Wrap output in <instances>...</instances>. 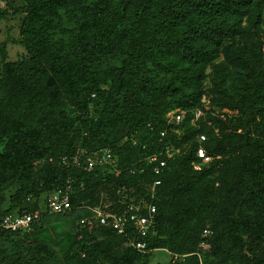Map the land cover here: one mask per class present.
Masks as SVG:
<instances>
[{"label":"rangeland","instance_id":"obj_1","mask_svg":"<svg viewBox=\"0 0 264 264\" xmlns=\"http://www.w3.org/2000/svg\"><path fill=\"white\" fill-rule=\"evenodd\" d=\"M192 1L139 13L131 0H0V182L15 181L0 206L23 207L16 196L34 159L109 145L115 177L80 201L153 203L160 248L141 257L107 227L54 215L0 239V264H261L264 235L243 229L258 218L247 183L264 184V0H200L199 10ZM93 37L102 42L89 58ZM77 68L84 100L69 86Z\"/></svg>","mask_w":264,"mask_h":264},{"label":"trees","instance_id":"obj_2","mask_svg":"<svg viewBox=\"0 0 264 264\" xmlns=\"http://www.w3.org/2000/svg\"><path fill=\"white\" fill-rule=\"evenodd\" d=\"M131 1L135 5V8L139 13H144L146 9L145 6L147 4L153 3V7L155 8L154 2H156L157 0H131ZM199 1L200 0L192 1L190 3V7L193 10H199L202 7ZM164 9L165 8L162 7L161 11H163ZM107 14H109V11L107 7L104 6V9L101 10L100 17L103 20V24L105 25V28H109V25L105 23V20L107 19L106 18ZM153 17L155 18L156 15H154ZM166 17L169 18L168 15H166ZM176 17H177V14L175 15L174 18ZM217 29L223 30L220 26H218ZM104 34H105L104 35L105 40L110 41L111 36L107 32H105ZM43 38L44 36L42 32L40 33L35 32L34 39L39 44L40 48L42 50H45L46 52V49H47L46 42H48V39L45 37V40H43ZM194 38L195 36H193L191 40L193 41ZM208 40L212 41L213 39L211 37L210 38L208 37ZM99 42H102L101 38L95 39V37H93V39H90L88 43L83 45L84 52L87 55H89L88 56L89 58L92 57L93 54L99 48L97 47ZM182 49L183 50L181 53L183 54L184 61L186 63L192 62L196 64L198 61V56L195 53L193 54L189 53L190 51H186L185 48H182ZM54 56H55L54 54L51 55L52 58H54ZM85 62L86 61L84 59H81L78 63V66L80 65L85 70V65H84ZM82 76H83V73L81 72L79 68H77L74 75L70 77L69 79V86L71 87L73 92L79 95V98L81 100H84L86 96V93H85L86 91H85L83 83H81ZM24 136H25L24 139L17 140V147L19 148L21 154L24 157H27L29 153L27 145L30 142L29 134L26 133ZM103 148H109L114 152V149L108 145V146L101 147L99 149L77 148L71 151H62L57 154L46 155L43 160L34 159L32 162V167L36 170V172L30 175L26 180L22 182L21 187L18 190L17 196H16V198H18V201H17L18 204H23V207L13 209V207L3 208L0 206V217L5 215L6 213L13 212V211H19V212L34 211L35 209L38 208V200L41 194L49 192L53 190L54 188L62 185L67 178H73L74 179L73 186H75V191H74L75 194L72 197L73 207L71 211H69L68 213H64V214L44 215L35 224L42 221L45 217H50L54 215H60L64 217L73 216L75 217V220H76L75 229L86 230L85 228H82L80 225H78V220L81 217L89 214V212L85 209H80L79 205L80 204H88L91 206H94V205L88 202H81L80 199L83 197L86 191L91 187V185H93L94 182H103L105 181V178H110V177H115V176H114V173H109V172L103 171L101 169H96V168L89 172L84 171L83 169L72 164L70 157L73 156L77 152L80 153L81 156L92 155L95 151H98ZM62 157H66L68 159L67 162L65 163L62 162ZM47 180L49 181L44 182ZM14 182H15L14 180H7V179H4L0 182V202L3 201V190L7 186L13 185ZM81 182H83L82 188L79 187V184ZM247 184H248L250 200L254 202V204L257 207L258 218L254 221H247L246 227L243 230L245 234L251 235V234L258 233L260 235H264V184L257 179L249 180ZM237 226L238 228H241V227L244 228L239 223H237ZM96 228L104 229L105 226H96L93 229H96ZM113 233L126 242V238L123 235H119L114 231ZM151 233L152 231L149 233L148 238H147L148 247L149 248H159L158 246H155L152 243ZM23 235H25V232L24 233L23 232L22 233H12L10 231H0V239H5V240L10 239V238H17ZM130 249L134 251L136 254H138L139 256L145 257V258L149 257L152 254L151 252L140 253L133 247H130ZM1 260H3L2 257H1ZM260 262L261 264H264V257L261 259Z\"/></svg>","mask_w":264,"mask_h":264},{"label":"built area","instance_id":"obj_3","mask_svg":"<svg viewBox=\"0 0 264 264\" xmlns=\"http://www.w3.org/2000/svg\"><path fill=\"white\" fill-rule=\"evenodd\" d=\"M70 159L72 164L87 172L96 168L115 173L119 167L117 156L109 148H103L95 151L92 155L85 156H81L77 152ZM67 160L66 157H62V162L65 163ZM154 160L157 159L154 158ZM163 166H165V161L158 160L156 169L158 170ZM73 183V178H67L62 185L41 194L38 200V208L34 211L6 213L0 217V231L26 233L44 215L68 213L73 207L72 197L75 194ZM79 187H83V182L79 184ZM79 207L89 212L78 220V225L82 228L90 230L96 226L109 227L117 234L123 235L127 245L140 253H152L160 249L148 247L147 238L151 232L153 217L156 213V207L153 203L135 201L133 198L124 195L113 205L80 204ZM203 235H209L207 228L203 229Z\"/></svg>","mask_w":264,"mask_h":264}]
</instances>
